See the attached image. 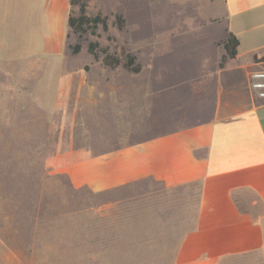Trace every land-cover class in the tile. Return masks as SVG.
<instances>
[{
  "label": "rangeland",
  "instance_id": "rangeland-1",
  "mask_svg": "<svg viewBox=\"0 0 264 264\" xmlns=\"http://www.w3.org/2000/svg\"><path fill=\"white\" fill-rule=\"evenodd\" d=\"M71 11L78 15V6ZM222 11L221 2L209 0H88L87 14L106 16L108 27L100 24L82 39L70 29L63 77L57 63L54 76L50 63L29 79L0 70V264H175L180 239L171 234L178 231L151 228L143 216H171L178 209L174 202L197 199V189L169 188L153 179L103 191L76 186L67 166L117 132L109 113L92 106L93 95L78 89L108 84L113 72L124 83L144 87L166 65L191 74L207 70L199 35L209 30L190 27L215 22L214 13ZM77 42L81 48L73 53L70 46ZM90 43H97L98 59ZM104 51L122 62L105 65ZM126 53L136 56L139 72L124 66ZM111 103L106 99L102 108ZM245 196L260 211L256 195ZM226 264H264V249Z\"/></svg>",
  "mask_w": 264,
  "mask_h": 264
},
{
  "label": "crops",
  "instance_id": "crops-1",
  "mask_svg": "<svg viewBox=\"0 0 264 264\" xmlns=\"http://www.w3.org/2000/svg\"><path fill=\"white\" fill-rule=\"evenodd\" d=\"M209 1L221 2L222 13L190 27L209 30L199 35L209 68L191 74L166 65L144 87L113 72L108 84L80 87L79 94L93 95L94 109L109 113L117 132L66 168L76 186L95 191L144 179L196 188L197 199L175 201L173 215L143 216L151 228L178 231L171 234L180 239L175 264H226L264 249V99L251 86V74L264 69V0ZM71 10V0H0L1 74L38 77L50 63L54 76L57 63L63 77ZM229 32L240 43L221 67ZM106 99L111 106L102 108ZM246 191L256 195L260 211Z\"/></svg>",
  "mask_w": 264,
  "mask_h": 264
},
{
  "label": "trees",
  "instance_id": "trees-1",
  "mask_svg": "<svg viewBox=\"0 0 264 264\" xmlns=\"http://www.w3.org/2000/svg\"><path fill=\"white\" fill-rule=\"evenodd\" d=\"M71 5L78 6L79 14L74 15L71 11L69 16V25L73 33H75L80 39L84 37L88 32L95 33L98 26L101 24L103 29H107V17L98 13L95 16H90L87 14L88 0H71ZM118 20L120 26H122L123 19L121 15H118ZM240 41L239 38L233 33L229 32L227 37L223 41V47L225 49L224 54L222 55L220 66L223 67L228 59L234 58L237 55V47ZM97 43H90L89 51L94 55L95 58H99V53L96 51ZM73 53L79 52L81 48L80 42L70 46ZM104 56L102 61L105 65L110 67L118 66L122 61L115 55L104 51ZM126 61L123 63L125 67L131 69L134 72H139L141 69L140 64L136 63V56L132 53H126ZM257 59V58H256ZM264 61V57L261 59Z\"/></svg>",
  "mask_w": 264,
  "mask_h": 264
},
{
  "label": "built area",
  "instance_id": "built-area-1",
  "mask_svg": "<svg viewBox=\"0 0 264 264\" xmlns=\"http://www.w3.org/2000/svg\"><path fill=\"white\" fill-rule=\"evenodd\" d=\"M251 86L258 97L264 99V69L255 70L251 74Z\"/></svg>",
  "mask_w": 264,
  "mask_h": 264
}]
</instances>
